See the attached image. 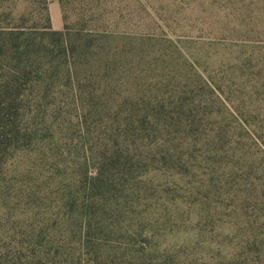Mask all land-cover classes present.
Here are the masks:
<instances>
[{"label":"trees","instance_id":"1","mask_svg":"<svg viewBox=\"0 0 264 264\" xmlns=\"http://www.w3.org/2000/svg\"><path fill=\"white\" fill-rule=\"evenodd\" d=\"M9 2L0 0V236L18 240L0 264H170L143 238L142 201L155 190L145 176L195 144L247 184L243 210L264 218L253 58L204 80L161 50L139 57L85 26L53 30L48 0L30 27L15 24Z\"/></svg>","mask_w":264,"mask_h":264},{"label":"rangeland","instance_id":"2","mask_svg":"<svg viewBox=\"0 0 264 264\" xmlns=\"http://www.w3.org/2000/svg\"><path fill=\"white\" fill-rule=\"evenodd\" d=\"M8 4L15 24L24 17L30 27L39 19L38 0ZM61 8L64 24L109 34L119 50L127 42L128 54L161 50L169 60L186 59L204 80L253 58V81L264 87V0H63ZM182 152L145 176L155 190L142 201V217L148 218L143 238L155 258L170 264H264L256 242L264 218L252 205L243 210L240 199L247 184L227 180V165L207 161L201 145ZM6 235L0 236V252L12 257L18 239Z\"/></svg>","mask_w":264,"mask_h":264},{"label":"crops","instance_id":"3","mask_svg":"<svg viewBox=\"0 0 264 264\" xmlns=\"http://www.w3.org/2000/svg\"><path fill=\"white\" fill-rule=\"evenodd\" d=\"M48 7L52 29L62 31L64 29V21L60 1L48 0Z\"/></svg>","mask_w":264,"mask_h":264}]
</instances>
